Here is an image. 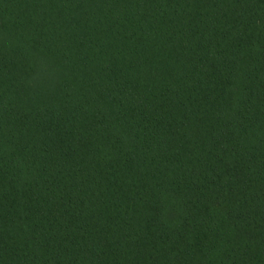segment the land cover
Here are the masks:
<instances>
[{
  "label": "trees",
  "instance_id": "trees-1",
  "mask_svg": "<svg viewBox=\"0 0 264 264\" xmlns=\"http://www.w3.org/2000/svg\"><path fill=\"white\" fill-rule=\"evenodd\" d=\"M0 264H264V0H0Z\"/></svg>",
  "mask_w": 264,
  "mask_h": 264
}]
</instances>
